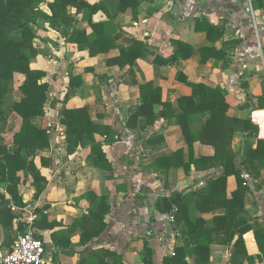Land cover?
Returning <instances> with one entry per match:
<instances>
[{
	"label": "crops",
	"instance_id": "0c3cea01",
	"mask_svg": "<svg viewBox=\"0 0 264 264\" xmlns=\"http://www.w3.org/2000/svg\"><path fill=\"white\" fill-rule=\"evenodd\" d=\"M78 1L79 11L72 5L66 8L67 23L51 26L39 19L34 27L37 56L31 66L45 72L43 82L49 90L44 116L33 117L32 123L46 130L49 147H29L22 155L34 163L45 185L35 198L36 187L27 172H18L12 180L0 179V211L18 214L14 224L4 227L5 233L16 238L20 228L26 230V217L34 215L32 228L45 244L49 264H80L82 260L97 264L93 254L113 264V257L103 251L114 253L121 264H166L172 258L173 264H198L194 243L199 239L206 245L199 253L205 264H264V169L259 190L246 182L248 191L237 202L236 208L242 211L237 210L236 224L216 222L233 199L236 178L228 176L223 192L210 190L209 183L221 177L224 169L186 166L190 157L210 158L214 150L196 142L190 154L174 116L180 112L176 102L192 95L184 81L219 87L226 92L227 116L258 126L257 137L233 135L229 149L236 160L246 144L264 140V108L259 106L264 94V0H253V16L245 11L246 0H123V7L120 0ZM208 24L218 28L209 36ZM91 25L104 26L100 33L109 38L106 44ZM73 30L87 36L85 42L77 38L82 48L69 40ZM177 42L185 47L179 48ZM117 47L141 56L132 66L121 68L115 62ZM100 50L108 52L90 55ZM70 76L80 83L65 100ZM15 80L18 90L22 77ZM145 84L160 93L152 96L156 103L139 114L140 88ZM17 95L13 103L20 100ZM62 109L86 110L96 127L94 139L111 169L90 163L88 141L67 152L66 126L59 120ZM162 111L165 116L160 115ZM4 112L0 149L14 152L13 135L21 120L9 109ZM176 152L181 154L173 159ZM241 176L247 177L245 172ZM89 192L104 197L108 206L104 229L91 239L86 234L81 237V227H90V222L93 229L100 227L99 219L89 218ZM7 200L9 204L4 205ZM175 203L182 209L181 223L174 218L179 211ZM167 204L171 212H165ZM197 219L202 221L195 229L199 236L194 230L184 235L188 220L192 225ZM245 227L249 230L242 236L243 245L237 247L238 232L231 241L230 234ZM54 234H59L57 246Z\"/></svg>",
	"mask_w": 264,
	"mask_h": 264
},
{
	"label": "trees",
	"instance_id": "16d2710c",
	"mask_svg": "<svg viewBox=\"0 0 264 264\" xmlns=\"http://www.w3.org/2000/svg\"><path fill=\"white\" fill-rule=\"evenodd\" d=\"M78 0H54L53 3L47 0H0V118H6L2 106L5 101V97L12 90L15 78L22 77V83L18 87L20 93V100L11 105L9 110L13 112L21 120L20 129L13 135V142L15 145L14 152H11L8 148L0 149V179H4L6 176L15 177L18 172L25 171L32 176L34 186L36 187L35 198L39 196L45 185V180L41 177L32 161L23 157V150L34 147L39 150H45L49 147V135L46 130L33 125V117H42L45 114V104L48 100V85L43 82L45 72L32 68V63L37 56V49L34 46V40L36 34L34 27L37 26V21L43 19L50 23L51 26H57L60 22L67 23L68 17L67 7L69 5L76 6L78 11L81 9ZM124 1H119V6L123 7ZM81 7H85L83 4ZM91 9V8H90ZM50 12V15L46 14ZM201 24L197 22V26ZM94 32L102 44H106L109 38L100 33L104 30L103 25H91ZM208 36L211 35L210 31L218 30L217 27L208 24ZM83 39L85 42L87 36L83 31L73 30L69 40H75L78 43L77 38ZM97 38V39H98ZM94 39L93 41H95ZM92 41V42H93ZM179 48L185 47L183 43H175ZM113 47L114 44L112 45ZM111 46V47H112ZM112 47V48H113ZM118 48V47H117ZM109 50V49H108ZM119 56L115 59V62L119 67L123 68L128 65L132 66L138 57L141 56L140 52L119 47ZM182 51V50H180ZM108 52L100 50L91 52L90 55L98 53ZM168 62L165 60L164 63ZM169 62H172L171 60ZM185 82V85L191 88L192 95L188 98L179 99L176 103L180 112L174 114L177 123L186 139L189 153H192V146L196 142L209 145L214 150V155L210 158L194 159L193 156L189 158V162L186 165L188 168L190 164H194L197 169L202 166H222L224 174L217 178L215 181L209 183L208 188L210 190H216L218 192L224 191L226 187V180L228 176H235L237 181V190L233 193V199L229 201L226 212L223 216L215 218L216 222L227 221L231 224L237 221V210L242 211V207L237 209V202L239 199H243L244 195L248 191L246 182L249 180L256 190L260 189V173L264 169V140H257L255 145L246 144L241 157L237 159V155L230 149V144L233 135L236 132L244 134L246 138L257 137L258 126L250 120H242L237 118H230L227 116L228 104L225 96L226 92L219 88H210L202 84H193ZM80 80L70 76V89L65 95L67 100L73 91V88L79 85ZM264 87V83H263ZM160 89L152 88L150 84H145L140 88V94L142 98V105L138 108L139 114L144 110L152 107V100L154 94H159ZM195 99H198L195 102ZM161 101H159L160 103ZM164 107H168L169 104H163ZM259 106L264 108V94L259 99ZM3 111V112H2ZM3 113V114H1ZM146 114V112H144ZM172 114V113H171ZM160 115L165 116L163 111ZM60 123L66 126V149L68 153L74 152L78 147H84L87 145L86 141L90 142V154L88 159L90 163L98 168L106 170L111 169L107 164L105 155L102 152L101 146L94 139V132L96 127L92 125L85 109L67 110L62 109L60 111ZM198 126L194 128V125ZM193 125V126H192ZM181 153L176 152L172 155L175 159ZM245 172L247 177L242 178L241 174ZM43 185V186H42ZM203 192L202 194H204ZM87 197L90 201L91 208L89 211L90 220L95 218L99 219L100 227L95 230L90 227L83 226V234H86L88 239H91L97 233L104 229V216L108 212V206L104 197L96 195L93 192H89ZM12 198L18 206L23 207V203L17 199L13 194ZM9 204V201H4V205ZM179 211L174 214L176 222L181 223L182 209L181 206L175 203ZM242 206V205H241ZM171 204H167L165 212H171ZM18 218V214H13L10 209L0 211V223L3 227L14 224ZM87 225V222H84ZM195 224L191 225V221L188 220L184 235H190L193 230L197 229L201 220H195ZM190 225V226H189ZM20 226V225H19ZM23 232V229L20 228ZM249 230L248 227L243 229H235L230 234V241L234 237V234L238 232V239L235 242L237 247L243 245L242 236ZM21 232V233H22ZM197 236L199 233L195 231ZM193 234V233H192ZM57 235H52L53 244L56 246L59 242L56 240ZM12 238L6 233L5 242L0 251L10 250V244ZM83 241V238H82ZM229 241V242H230ZM189 246L188 242L184 244ZM206 247L203 240H197L194 243V249L197 253L198 264H205L203 259L199 256L201 251H204ZM105 255L112 256L114 259L113 264H121L118 257L111 252L103 251ZM97 259V264L103 263L104 258L93 254ZM175 259H168L166 264L176 262ZM80 264H85L82 260Z\"/></svg>",
	"mask_w": 264,
	"mask_h": 264
},
{
	"label": "built area",
	"instance_id": "2783aa9c",
	"mask_svg": "<svg viewBox=\"0 0 264 264\" xmlns=\"http://www.w3.org/2000/svg\"><path fill=\"white\" fill-rule=\"evenodd\" d=\"M253 0H246L245 11L253 16ZM199 186H203L200 183ZM12 210H15L12 208ZM35 216L26 217L23 224L25 232L17 235L10 250L0 252V264H49L44 242L34 234L33 220Z\"/></svg>",
	"mask_w": 264,
	"mask_h": 264
},
{
	"label": "rangeland",
	"instance_id": "374dc122",
	"mask_svg": "<svg viewBox=\"0 0 264 264\" xmlns=\"http://www.w3.org/2000/svg\"><path fill=\"white\" fill-rule=\"evenodd\" d=\"M18 81H14V85L12 87V90L8 93V95L5 97V101H4V104L2 106V109L3 110H8L11 105L13 104V101H15L18 97L17 93H18V90L16 88V85H17ZM12 240L15 239V235H12L11 236ZM14 242L11 241V244L10 246L13 244Z\"/></svg>",
	"mask_w": 264,
	"mask_h": 264
},
{
	"label": "water",
	"instance_id": "95a60500",
	"mask_svg": "<svg viewBox=\"0 0 264 264\" xmlns=\"http://www.w3.org/2000/svg\"><path fill=\"white\" fill-rule=\"evenodd\" d=\"M5 238H6V233H5L4 227L0 223V250L5 242Z\"/></svg>",
	"mask_w": 264,
	"mask_h": 264
}]
</instances>
